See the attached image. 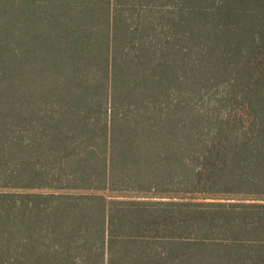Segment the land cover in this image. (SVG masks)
I'll return each mask as SVG.
<instances>
[{
  "label": "trees",
  "instance_id": "obj_1",
  "mask_svg": "<svg viewBox=\"0 0 264 264\" xmlns=\"http://www.w3.org/2000/svg\"><path fill=\"white\" fill-rule=\"evenodd\" d=\"M0 264H264V0H0Z\"/></svg>",
  "mask_w": 264,
  "mask_h": 264
}]
</instances>
